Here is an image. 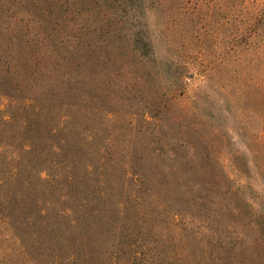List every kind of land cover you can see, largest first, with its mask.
Masks as SVG:
<instances>
[{"label": "rangeland", "instance_id": "obj_1", "mask_svg": "<svg viewBox=\"0 0 264 264\" xmlns=\"http://www.w3.org/2000/svg\"><path fill=\"white\" fill-rule=\"evenodd\" d=\"M4 154L36 264H264V0H0Z\"/></svg>", "mask_w": 264, "mask_h": 264}, {"label": "trees", "instance_id": "obj_2", "mask_svg": "<svg viewBox=\"0 0 264 264\" xmlns=\"http://www.w3.org/2000/svg\"><path fill=\"white\" fill-rule=\"evenodd\" d=\"M1 120L9 122L7 118ZM16 160V155H2V163L6 161L11 165L0 168V264H9L5 256L10 251L21 258L14 264H36V257L26 247V238L39 241L46 228L47 212L46 207L39 204V197L26 194L29 181L21 177Z\"/></svg>", "mask_w": 264, "mask_h": 264}]
</instances>
